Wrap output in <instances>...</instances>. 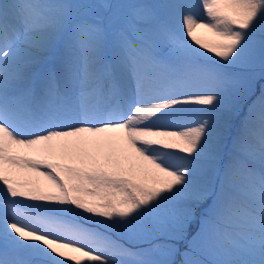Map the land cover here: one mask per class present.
Segmentation results:
<instances>
[{
  "label": "snow or ice",
  "instance_id": "6c2138e0",
  "mask_svg": "<svg viewBox=\"0 0 264 264\" xmlns=\"http://www.w3.org/2000/svg\"><path fill=\"white\" fill-rule=\"evenodd\" d=\"M177 256L264 264V0H0V264Z\"/></svg>",
  "mask_w": 264,
  "mask_h": 264
},
{
  "label": "rangeland",
  "instance_id": "374dc122",
  "mask_svg": "<svg viewBox=\"0 0 264 264\" xmlns=\"http://www.w3.org/2000/svg\"><path fill=\"white\" fill-rule=\"evenodd\" d=\"M201 15H203L202 12H201ZM259 94H260V89H259V87H257L255 94L252 95V96L249 98V100H248V104H251L253 101H255L256 98H257V96H259ZM188 107H198V106L190 105V106H188ZM247 110H248L247 105H245L244 112H242V113L240 114L239 119L236 121L237 125L239 124V121L243 119L244 114L247 112ZM114 238H115V237H114ZM121 242L123 243L124 241H121ZM126 246H131V245H126ZM139 246H140V247H147L148 245H147V244H141V245H139ZM180 259H181V257H179V256L176 257L177 264H179Z\"/></svg>",
  "mask_w": 264,
  "mask_h": 264
}]
</instances>
